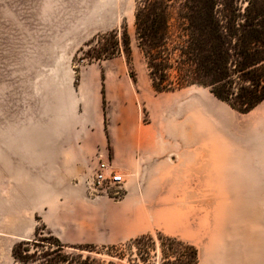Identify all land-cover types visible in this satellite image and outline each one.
I'll use <instances>...</instances> for the list:
<instances>
[{
    "label": "rangeland",
    "instance_id": "374dc122",
    "mask_svg": "<svg viewBox=\"0 0 264 264\" xmlns=\"http://www.w3.org/2000/svg\"><path fill=\"white\" fill-rule=\"evenodd\" d=\"M136 3L0 0V264H18L11 250L20 238L34 239L35 233L42 237L48 232L57 238L51 230L56 221L53 210L63 207V191L68 184L83 185L91 178L99 162L97 155L106 160L104 145L86 166L78 168V176L70 183L66 181L68 143L74 142L77 150L86 153L100 142L89 128L87 135H79L84 88L92 84L97 87L106 111L109 100L103 80L109 71L121 66L135 79L141 122L162 127L165 139L176 135V124L147 121L149 111L167 117L173 99L184 104L206 95L223 121H178L179 136L207 137L208 154L215 168H220L217 171H235L237 167L238 173L167 175L135 182L143 213L127 222L126 241L92 245L97 253L91 257L107 261V247H115L124 254L117 262L127 264V241L160 234L192 244L198 251V264H264V100L240 114L199 86L156 93L135 42ZM110 31H116L119 40L123 31L129 35L128 64L122 51L108 58L90 59L89 41ZM104 138L102 134L105 144ZM189 152L182 149L180 156ZM96 198H104L109 204L118 201L109 194ZM56 226L66 231L64 226Z\"/></svg>",
    "mask_w": 264,
    "mask_h": 264
},
{
    "label": "trees",
    "instance_id": "16d2710c",
    "mask_svg": "<svg viewBox=\"0 0 264 264\" xmlns=\"http://www.w3.org/2000/svg\"><path fill=\"white\" fill-rule=\"evenodd\" d=\"M134 36L152 89L172 92L205 88L233 111L246 114L264 100V0H137ZM123 31L98 34L88 43L90 59L119 52L131 60ZM131 78L135 81L132 73ZM20 240L11 250L18 264H121L123 252L107 247L109 259L91 257L94 246H67L48 232ZM97 253V252H95ZM197 249L157 234L127 241V264H198Z\"/></svg>",
    "mask_w": 264,
    "mask_h": 264
},
{
    "label": "crops",
    "instance_id": "0c3cea01",
    "mask_svg": "<svg viewBox=\"0 0 264 264\" xmlns=\"http://www.w3.org/2000/svg\"><path fill=\"white\" fill-rule=\"evenodd\" d=\"M103 81L109 100L106 111L101 96L98 98L97 87L88 85L84 88L85 102L81 101L78 120L82 126L80 137L87 135L86 129L89 128L99 138V145L95 150L83 153L77 150L74 142H69L65 178L70 183L72 178L78 176V168L86 166L95 152L101 151L105 145L108 151L106 160L125 179L124 194L121 199L109 204L104 198H88L81 184H68L62 194L65 202L63 207L53 210L56 221L51 230L59 240L70 243L114 245L126 241L127 222L136 214L143 213L144 208L135 182L145 183L151 177L167 175L202 177L238 173L237 167L235 171L232 168H225L229 170L225 172L217 171L220 168H215L208 154L210 147L206 142L207 137L179 136L178 121H223L215 110V104L207 100L206 95H198L184 104L173 99L168 104L170 115L167 117H160L156 113L151 115L149 111L147 121H173L176 124V135L165 139L162 127L141 122L139 91L134 88L136 82L132 80L128 69L121 66L117 71H109L107 80L105 78ZM143 91L147 93L146 88ZM104 121H108L106 125ZM182 149L190 152L181 157ZM57 224L64 226L66 231L59 230Z\"/></svg>",
    "mask_w": 264,
    "mask_h": 264
},
{
    "label": "built area",
    "instance_id": "2783aa9c",
    "mask_svg": "<svg viewBox=\"0 0 264 264\" xmlns=\"http://www.w3.org/2000/svg\"><path fill=\"white\" fill-rule=\"evenodd\" d=\"M99 160L90 179L83 181L86 195L90 198H96L99 194L115 199H121L124 194L125 179L123 175L115 172L107 160H102V156L97 155Z\"/></svg>",
    "mask_w": 264,
    "mask_h": 264
},
{
    "label": "water",
    "instance_id": "95a60500",
    "mask_svg": "<svg viewBox=\"0 0 264 264\" xmlns=\"http://www.w3.org/2000/svg\"><path fill=\"white\" fill-rule=\"evenodd\" d=\"M19 240H29V239H25V238H20Z\"/></svg>",
    "mask_w": 264,
    "mask_h": 264
}]
</instances>
